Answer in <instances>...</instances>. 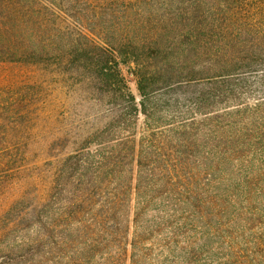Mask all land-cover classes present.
Instances as JSON below:
<instances>
[{"label": "rangeland", "instance_id": "1", "mask_svg": "<svg viewBox=\"0 0 264 264\" xmlns=\"http://www.w3.org/2000/svg\"><path fill=\"white\" fill-rule=\"evenodd\" d=\"M21 3L39 53L0 64V264H264V0Z\"/></svg>", "mask_w": 264, "mask_h": 264}, {"label": "trees", "instance_id": "2", "mask_svg": "<svg viewBox=\"0 0 264 264\" xmlns=\"http://www.w3.org/2000/svg\"><path fill=\"white\" fill-rule=\"evenodd\" d=\"M22 0H0V64L6 63H29L31 58L35 57L39 52L24 47L21 38V23L28 15V9L21 3ZM130 64L129 61H121L118 59L116 53H110L107 60H103L97 65L100 70L102 80L105 82L111 90L128 96L131 99L133 108L135 99L128 89L126 79L122 73V66ZM138 78L140 74H137ZM139 91L142 95H145V86L143 81L138 83ZM123 90L126 92L124 93ZM137 115L140 113L138 109H135ZM144 112V111H143ZM142 112V113H143ZM145 114V112H144ZM114 142V141H113ZM129 142V141H128ZM127 142V143H128ZM120 142L113 144L109 147L108 151L102 152L99 156L101 161L95 170L97 174H105L106 172H112L114 167L118 164L122 155L120 156ZM90 155V154H89ZM78 157H84L76 155L72 159H78ZM91 157V156H90ZM129 157V156H128ZM83 159V158H81ZM68 163L69 159L66 160ZM79 160L78 165H80ZM67 164H64L66 167ZM68 168H73L68 165Z\"/></svg>", "mask_w": 264, "mask_h": 264}]
</instances>
